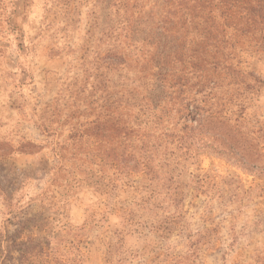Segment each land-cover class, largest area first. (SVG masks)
Returning a JSON list of instances; mask_svg holds the SVG:
<instances>
[{
	"label": "rangeland",
	"instance_id": "374dc122",
	"mask_svg": "<svg viewBox=\"0 0 264 264\" xmlns=\"http://www.w3.org/2000/svg\"><path fill=\"white\" fill-rule=\"evenodd\" d=\"M256 3L0 0V264H264V85L244 99L241 121L257 132L255 157L202 151L176 202L142 172L124 177L118 121L123 91L153 67L123 27L198 15L187 33L176 24L193 60L207 49L205 6L226 30L224 56L240 71L230 88L241 92L249 72L264 84Z\"/></svg>",
	"mask_w": 264,
	"mask_h": 264
},
{
	"label": "trees",
	"instance_id": "16d2710c",
	"mask_svg": "<svg viewBox=\"0 0 264 264\" xmlns=\"http://www.w3.org/2000/svg\"><path fill=\"white\" fill-rule=\"evenodd\" d=\"M262 2L257 0L255 4L259 9L249 8L253 23L257 22L256 17L264 22ZM200 6L203 8L199 17L211 22L201 38L207 43V49L193 56V60H185L181 43L185 34L179 33L176 24L179 22L187 33L188 28L202 22L196 21L197 14L194 18H180L175 23L165 21L169 26L148 27L137 23L135 27L130 24V28L123 27L131 33L133 42L127 35L125 39H131L136 51L151 53L153 67L150 70L142 67L139 85L125 89L118 100L122 108L118 116L121 170L127 179L134 171L142 172L155 189L161 187L164 193H171L174 202L185 195L179 178L184 175L186 165L196 161L202 151L248 165L256 155L254 150L259 140L255 128L248 132L242 130L241 121L245 120L247 110L244 99L264 84L249 72L250 81L254 83L245 82L241 92L239 87L231 92L230 86L238 79L240 71L227 62L230 53L224 56L228 42L226 30H220L215 18L205 14V6ZM147 75L150 81H143ZM223 80L229 82L224 85ZM156 181L162 184L153 185ZM155 189L152 192L161 195L162 192Z\"/></svg>",
	"mask_w": 264,
	"mask_h": 264
}]
</instances>
